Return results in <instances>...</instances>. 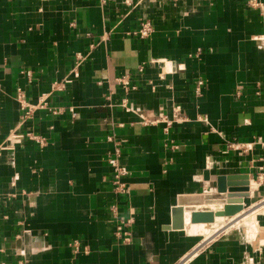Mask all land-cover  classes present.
<instances>
[{"label": "crops", "instance_id": "0c3cea01", "mask_svg": "<svg viewBox=\"0 0 264 264\" xmlns=\"http://www.w3.org/2000/svg\"><path fill=\"white\" fill-rule=\"evenodd\" d=\"M106 1L0 0V264H264V240L228 228L223 205L186 200L185 228L172 227L181 197L217 194L219 177L248 175L244 213L264 206V11L249 0ZM146 22L142 40L133 33ZM19 89L31 106L48 95L61 108L20 127L45 147L10 138ZM176 108L187 120L166 131L159 121ZM118 150L127 196L112 185ZM200 207L210 211L196 219L215 221L193 225H226L208 240L187 230L186 210Z\"/></svg>", "mask_w": 264, "mask_h": 264}, {"label": "built area", "instance_id": "2783aa9c", "mask_svg": "<svg viewBox=\"0 0 264 264\" xmlns=\"http://www.w3.org/2000/svg\"><path fill=\"white\" fill-rule=\"evenodd\" d=\"M108 2V0L106 1ZM104 2V3H106ZM249 6L250 8L254 9V10H259L263 13L264 11V2L263 0H249ZM153 32V26L151 25V23L146 22L145 24H143L141 26L140 29H138L137 31H135L133 34L135 36H137L139 39L145 40L146 38H149L151 33ZM82 61V59H81ZM157 63V62H156ZM79 64L77 66L74 67V69L72 70L73 75L76 74V70L78 68ZM140 71H142V67L139 69ZM130 74L123 76L121 78L117 79V82L122 85L124 88L125 87H129L130 84ZM72 83V80L68 77L67 79L61 81V82H56L54 84V90H63L65 89V87L67 86V84ZM205 80H198L194 91H195V95L197 98L202 97L203 95V88L205 86ZM16 98L20 104V109L23 113V117H22V121L19 127H17V130H15L12 134V136L10 137L12 141L17 142V141H22L24 139H28L31 142H34L35 144L37 143L40 147H45L47 145V139L41 135H38L37 133H33V132H26V133H22L19 132L20 131V127L24 125V123H26L28 120H30L33 117V113L35 112L36 109H46L48 110L51 114H60L61 112V108H57V107H50L48 104V99L49 96L48 95H44L43 97L40 98L39 102L35 105V106H31L26 98V96L24 95V92L22 90H17L16 93ZM127 106V100H124L122 103V107L126 108ZM71 113H73L74 116H76V114L74 113L73 109L70 110ZM181 110H179V108L175 109V114L173 116V118H163L162 120H160V123H163L166 125L165 130L168 131L169 127L173 124V123H182L185 122L187 120V117L185 118L184 116H182L181 114ZM10 140V139H8ZM120 154H121V150H118L116 153V157H112L109 158L108 160V164L110 166L111 169H114V175H113V179H112V185L114 187L115 192L118 195H123V196H127L130 194V187H128V185L124 182V179L129 176L130 172L127 168H125L124 166H122L120 164ZM112 213L116 216L119 217V211H118V206L113 205V207L111 208ZM120 223L117 226V234L123 237L124 243H130L131 242V232H130V227L132 226V223L134 222L133 219H128L127 221H122L119 220Z\"/></svg>", "mask_w": 264, "mask_h": 264}, {"label": "water", "instance_id": "95a60500", "mask_svg": "<svg viewBox=\"0 0 264 264\" xmlns=\"http://www.w3.org/2000/svg\"><path fill=\"white\" fill-rule=\"evenodd\" d=\"M217 194H207L204 196H193V197H181L179 201L180 208L174 210L173 218V228L175 229H184V209L181 206H184L186 200L192 201L193 204H201L202 202L207 205L209 204H218L223 205L222 208L217 209V217L226 218V217H235L238 214L244 215V206L243 199L250 197V184L249 176H225L217 178ZM208 207V206H207ZM207 207H200L198 210L188 208L186 212H191L190 222L191 223H203L208 224L214 222V216H207L204 220L199 221L196 219V215L207 214L210 209ZM241 215V216H242Z\"/></svg>", "mask_w": 264, "mask_h": 264}, {"label": "bare ground", "instance_id": "6f19581e", "mask_svg": "<svg viewBox=\"0 0 264 264\" xmlns=\"http://www.w3.org/2000/svg\"><path fill=\"white\" fill-rule=\"evenodd\" d=\"M247 210H250V211L245 213L244 216L241 217V215H240V217H238V218H237V216H235L232 220L233 222L231 224H229L228 228L244 227V229L246 228V231L248 232L249 239L251 241L258 242L257 239L264 240L263 236H257V234L260 235V233H259L260 232L259 231V222L257 220V215H263L264 206H258L257 207L256 205H253L249 208L246 207L245 211H247ZM190 215L188 214L186 217V223L188 224V228H187L188 233H191V234H202V233L204 234V233H206L208 235V238L206 237V239L208 240L214 235L213 233H219L222 229H225L226 225H224V222L219 221V220H216L217 224L214 227H213V225H212V227L193 225L192 223H190ZM247 218H248L247 222H244ZM234 219H236V220H234ZM255 234H256V236H255ZM253 235L255 236L254 240L252 239Z\"/></svg>", "mask_w": 264, "mask_h": 264}, {"label": "rangeland", "instance_id": "374dc122", "mask_svg": "<svg viewBox=\"0 0 264 264\" xmlns=\"http://www.w3.org/2000/svg\"><path fill=\"white\" fill-rule=\"evenodd\" d=\"M249 205H250V206H253L254 204L249 203ZM248 211H250V210H247L246 213H247ZM257 219H258V218H257ZM238 220H239V219H238ZM247 220H248V218H247L244 222H247ZM260 226H261V224H260ZM242 228H244V227H242ZM245 229H246V228H245ZM202 234H203V233H202ZM205 234H206V233L203 234V235H204V238H205V237L208 238V235H207V234L205 235ZM213 234H214L213 236H215V235L218 234V233H213ZM213 236H212V237H213ZM212 237H211V238H212Z\"/></svg>", "mask_w": 264, "mask_h": 264}]
</instances>
